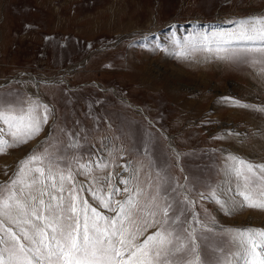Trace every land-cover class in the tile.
I'll return each instance as SVG.
<instances>
[{"label": "rangeland", "instance_id": "1", "mask_svg": "<svg viewBox=\"0 0 264 264\" xmlns=\"http://www.w3.org/2000/svg\"><path fill=\"white\" fill-rule=\"evenodd\" d=\"M255 18L264 19V0H0V111L31 109L41 119L31 139L18 126L26 143L0 121L8 142L0 152V198L22 167L25 180L45 179L28 169H51L49 191L67 203L74 188L78 209L87 201L112 218L115 202L132 198L123 225L130 249L160 228L161 208L172 203L207 237L197 240L202 264L217 247L233 260L238 247L227 231L264 229V209L228 213L201 194L217 189L241 201L229 157L264 164V51H257L264 41L224 35ZM69 173L71 181L60 180Z\"/></svg>", "mask_w": 264, "mask_h": 264}, {"label": "snow or ice", "instance_id": "2", "mask_svg": "<svg viewBox=\"0 0 264 264\" xmlns=\"http://www.w3.org/2000/svg\"><path fill=\"white\" fill-rule=\"evenodd\" d=\"M255 20L252 24L241 20L238 22V32L224 35L242 40L264 41V19ZM257 51H264V48ZM235 103L239 104L238 101ZM0 121L8 125L14 140L20 143H26L27 139L32 138V133L38 134L41 130V119L31 109L27 114L20 115L0 111ZM42 122H47L46 106ZM19 125H24L27 130V139L20 138ZM14 127L16 131H12ZM7 144V141L0 138V152ZM40 159L36 155L29 157L30 161ZM229 159L239 165L232 166L231 170L238 181L236 195L242 197V200L238 201L235 197L222 198L223 192L217 189L210 190L207 196L201 194V197L213 200L222 211L228 213L244 206L264 209V190L253 191L257 180L264 182V164L253 165L235 156H230ZM31 171L45 179L32 176L25 180L23 177L27 172L22 167L21 176L12 181L7 198H0V217H3L0 219V245H3L0 247V264H129L133 257L137 264H174V261L175 264H202L197 240L204 241L207 237L203 233L198 236L197 228L189 224L184 212L172 203H166L161 208L163 219L156 221L160 228L130 249L127 247L131 244L126 237L128 229L123 225L130 215L126 206L134 204L131 197L124 202L116 201V208L113 209L116 216L109 218L87 201H81L78 209L74 188L67 203L63 195H53L46 184V180H55L51 169L47 174L40 167L28 169V172ZM60 180L71 181V173L67 176L60 174ZM51 187L59 193L64 191L62 183L57 188V184L53 182ZM124 191L127 193L129 190L125 188ZM45 195L48 196L47 201L43 198ZM185 200L191 203L187 198ZM101 203L105 208L110 207L103 199ZM189 215L201 229L212 231L195 213ZM6 221L19 227L20 233L11 226L4 227ZM99 221H104L105 226L101 227ZM118 221L120 227H117ZM166 224L170 225L171 231L164 227ZM227 234L231 243L238 247V251L232 254L234 259L228 260L227 255L222 254V249L217 247L212 249L214 259L210 264H235L237 260L242 264H264V229H229ZM114 237L117 239H113ZM124 252H129L128 260H125Z\"/></svg>", "mask_w": 264, "mask_h": 264}]
</instances>
